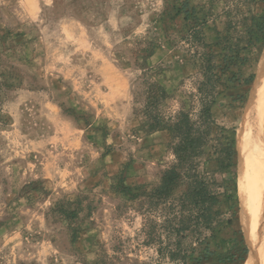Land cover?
Masks as SVG:
<instances>
[{
    "label": "rangeland",
    "instance_id": "374dc122",
    "mask_svg": "<svg viewBox=\"0 0 264 264\" xmlns=\"http://www.w3.org/2000/svg\"><path fill=\"white\" fill-rule=\"evenodd\" d=\"M263 19L264 0H0V264H168L144 193L175 157L167 132L142 128L143 83L168 92L165 117L196 115L199 54L224 68V46L238 50L212 111L237 152ZM235 161L233 225L201 264L250 261Z\"/></svg>",
    "mask_w": 264,
    "mask_h": 264
},
{
    "label": "trees",
    "instance_id": "16d2710c",
    "mask_svg": "<svg viewBox=\"0 0 264 264\" xmlns=\"http://www.w3.org/2000/svg\"><path fill=\"white\" fill-rule=\"evenodd\" d=\"M184 7L179 13H185L187 20L189 11H183ZM255 28H259L256 31L259 37H252L250 43L258 46L256 42L262 41L257 47L261 49L264 46V21ZM194 32L195 36L191 38L194 43L200 45L202 42L208 48L199 37L201 26L199 30V25H195L191 34ZM220 45L222 43L217 46ZM224 47V68L217 66L214 53L199 54L202 80L196 88V115L181 111L174 117H165L160 106L168 99V92L157 83L146 80L143 83L146 103L141 113L145 117L142 128L148 133L167 132L175 157L161 185L144 193L150 214L148 243L159 246L157 253L168 264H201L215 254L219 234L233 225V210L238 203L237 152L233 137L217 124L212 111L220 89L226 87L225 73L231 65L246 59H242L231 45ZM224 206L230 209L231 216ZM194 244L205 247L199 256H196Z\"/></svg>",
    "mask_w": 264,
    "mask_h": 264
},
{
    "label": "bare ground",
    "instance_id": "6f19581e",
    "mask_svg": "<svg viewBox=\"0 0 264 264\" xmlns=\"http://www.w3.org/2000/svg\"><path fill=\"white\" fill-rule=\"evenodd\" d=\"M261 73L237 131L240 219L249 244L248 264H264V55Z\"/></svg>",
    "mask_w": 264,
    "mask_h": 264
}]
</instances>
